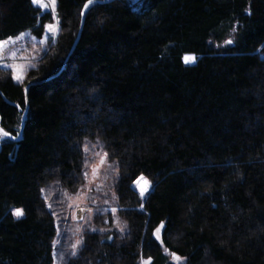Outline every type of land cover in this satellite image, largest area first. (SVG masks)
<instances>
[{"label": "trees", "instance_id": "16d2710c", "mask_svg": "<svg viewBox=\"0 0 264 264\" xmlns=\"http://www.w3.org/2000/svg\"><path fill=\"white\" fill-rule=\"evenodd\" d=\"M85 3L56 0L26 81L0 68V264H264V0ZM51 23L0 0V42ZM96 153L114 211L73 251L66 201Z\"/></svg>", "mask_w": 264, "mask_h": 264}, {"label": "rangeland", "instance_id": "374dc122", "mask_svg": "<svg viewBox=\"0 0 264 264\" xmlns=\"http://www.w3.org/2000/svg\"><path fill=\"white\" fill-rule=\"evenodd\" d=\"M33 5L40 9L41 14L51 15V24L56 31H49L45 27V35L41 38H37L32 31H27L19 36L1 41L3 46L0 47V68L10 70L13 80L17 83H22L27 80V76L31 70L37 67L41 54L46 51L47 43H54L59 33L56 2L54 6L55 11H52L53 5L51 4V0H40V2ZM195 61L196 57L194 55L184 57L186 64H194ZM17 73L20 75V79L14 78ZM7 138L0 135V142ZM89 159V172L85 184L77 193L70 195L68 201H66L64 218L70 219V222L67 225L69 228H65L64 233L73 238V251H76L81 245L80 235H82L83 231L85 232V228L87 226L91 227L96 216H99L97 215L98 212L107 209L111 203L108 197L109 194L105 192L110 187L107 186V182H113V178H109V176L112 177L113 175L109 173L111 172L110 168L114 169L113 159L106 153L90 154ZM99 202L104 203L105 205L103 207L105 208L101 209L98 206L100 205ZM15 211H13V215ZM111 211H114L113 208ZM14 216L16 218L23 217V215L19 217ZM174 261L177 264H183L185 262L183 259L179 261L175 259Z\"/></svg>", "mask_w": 264, "mask_h": 264}, {"label": "snow or ice", "instance_id": "6c2138e0", "mask_svg": "<svg viewBox=\"0 0 264 264\" xmlns=\"http://www.w3.org/2000/svg\"><path fill=\"white\" fill-rule=\"evenodd\" d=\"M38 2H40V0H32V3L33 4H37ZM55 2L56 0H51V4L53 5V8H52V11H55ZM90 5H93V0H87V3L84 4V8L85 9H88ZM94 6V5H93ZM43 7V5H42ZM83 14V13H82ZM46 29H48L49 31H56V29L53 27L52 24H48V25H45ZM228 43H231V41H228ZM2 42H0V47H2ZM194 59V58H193ZM16 79H20V75L17 73V75L14 77ZM0 135L4 136V137H7L8 136V133L6 132H3L2 130H0ZM14 215H16L17 217L23 215V212L22 210H19L17 209L15 212H14ZM176 260H180V257H176Z\"/></svg>", "mask_w": 264, "mask_h": 264}, {"label": "built area", "instance_id": "2783aa9c", "mask_svg": "<svg viewBox=\"0 0 264 264\" xmlns=\"http://www.w3.org/2000/svg\"><path fill=\"white\" fill-rule=\"evenodd\" d=\"M137 190L139 191L140 195L144 197L151 190V186L146 181V179L142 178L137 183Z\"/></svg>", "mask_w": 264, "mask_h": 264}, {"label": "water", "instance_id": "95a60500", "mask_svg": "<svg viewBox=\"0 0 264 264\" xmlns=\"http://www.w3.org/2000/svg\"><path fill=\"white\" fill-rule=\"evenodd\" d=\"M30 86V85H29ZM27 90H28V87H27V89H26V94H27ZM26 97H27V95H26ZM0 130H2V129H0ZM3 131V130H2ZM4 132V131H3ZM8 138H11L9 135L7 136ZM23 137V133L21 132V134H20V138L18 139V141L19 140H21V138ZM0 150H1V142H0Z\"/></svg>", "mask_w": 264, "mask_h": 264}, {"label": "bare ground", "instance_id": "6f19581e", "mask_svg": "<svg viewBox=\"0 0 264 264\" xmlns=\"http://www.w3.org/2000/svg\"><path fill=\"white\" fill-rule=\"evenodd\" d=\"M188 56H191V55H188ZM192 60V59H191Z\"/></svg>", "mask_w": 264, "mask_h": 264}]
</instances>
